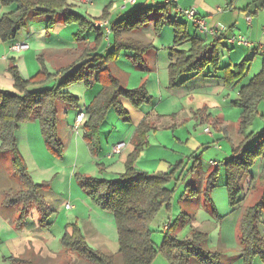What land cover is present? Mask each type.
Instances as JSON below:
<instances>
[{
    "label": "rangeland",
    "instance_id": "obj_1",
    "mask_svg": "<svg viewBox=\"0 0 264 264\" xmlns=\"http://www.w3.org/2000/svg\"><path fill=\"white\" fill-rule=\"evenodd\" d=\"M30 1L36 3L40 0ZM68 1V5L72 4L71 7L73 6L71 9L76 8V13L86 14V10L90 7L82 3V0ZM241 1L253 2V0ZM110 2L111 0H97V6L103 8L101 10L104 12L105 6L109 5ZM14 10V6H4L0 0V18ZM263 11L264 9L256 15L262 26H264ZM243 14L246 15L244 12ZM60 15L57 14L56 18L64 21V17ZM156 19L157 15L151 13L149 22L141 31L132 33L133 39L144 45L153 44L154 48L159 49L158 51L154 50L156 55L150 57V54H147L144 58L145 66L142 64L137 70L136 68L133 69L135 67L134 54L122 50L120 51L119 62H115V66L111 65L126 89L136 90L145 87L152 101L142 105L140 109L143 112L154 111L157 115L168 114L172 118L175 115L178 116L176 121L174 118H166L161 121L157 120L155 116L146 121L149 126L152 124L155 126L147 131L146 134L150 136L147 140L148 146L138 155L135 162L137 169L150 175L175 174L178 171L177 179L168 186L174 192L171 205L168 208L163 207L150 223L152 242L155 248L159 249L163 244L166 229L175 224L181 216L187 214L194 216L202 225V231L208 233V242L204 249L210 252H220L223 255L222 262L224 264H264L261 255H256L252 257L253 259L246 261L243 256L245 244L242 242L243 232L241 229L246 209L257 204L263 190L258 193L253 192L241 206L233 209L230 206L229 192L226 188L227 177L224 168L226 157L222 156L217 148L223 147L230 151L231 145L226 139L227 137L236 144L242 140L238 132L241 110L234 105V101L238 100L241 87L247 85L263 68L264 51H260V46L264 45V38H262L264 36H260L257 44H254L250 49L247 47L239 48L224 41L218 46L221 60L220 71L212 73V75L207 71L200 76H186L183 79L185 81L183 85L186 88H178L174 90L175 93H172L169 85L168 59L173 47L171 46L172 37L170 33L173 32L167 30L163 35H155ZM182 20L187 24V30L190 34H198L188 18L182 17ZM54 24L55 26L48 30L46 20L31 14L25 26L17 34L16 40H21L20 43L27 44L29 49L21 53L11 50L9 61L15 60V64L18 66L17 71L24 80L31 81L44 70L49 75L54 76L59 69L72 66L75 59L69 54H72L71 52L74 51L72 49L76 47V44H80L89 37L86 36L79 41L75 35L78 30L77 27L58 22H54ZM246 30L247 28L245 30L240 28L245 37L248 36ZM90 33L88 32V35ZM90 37L94 41V33ZM129 37L130 34H125V38ZM244 40L246 39L244 38ZM59 41L69 43V47L57 45L56 43ZM206 41L207 43H214L213 39ZM71 44L74 47H70ZM239 54H242V59H239ZM242 64L245 71L243 77L235 86L228 85L225 81L226 73L222 69L224 70L230 65L233 67ZM148 69H156V72H149ZM234 69L233 67L230 71H234ZM115 74L113 73L114 76ZM60 80L61 77L57 82ZM161 83L162 86L160 87ZM99 85L95 83L89 88L84 83H77L67 89L66 92L79 99L78 108L62 102L58 103V134L65 147L60 157L47 149L39 121L28 120L20 124L15 134L18 153L24 161L30 180L35 185L43 187L38 194L44 199L52 215L47 219L48 227L42 228L39 222V214L33 207L29 210V215L25 221L22 222L24 224L23 229H18L22 206L3 207L1 195L0 264H17V262L10 260L5 262L3 258L12 257L15 254L14 250L17 249L10 248L9 242L21 243L20 237H32L36 247H40L39 250L36 249V264H92L81 259L75 253H66L62 245V238L67 227L71 225L76 226L82 232L90 249L98 253L110 254L114 257L115 264H123L113 214L98 206L85 192L80 181L83 176L116 180L125 171L124 163L120 159L122 155L114 157L113 160H108V151L93 154L84 139L83 127L78 131L75 130L78 114L85 110L89 102L99 94ZM39 87L41 86L32 84L29 89L34 90ZM0 90L17 92L12 74L10 71L4 72V68L2 70L1 66ZM190 92L193 95L188 97ZM203 107L207 108V115H211L213 118H218V115L221 116L220 118L224 121V132H217L214 126L200 122V117L204 114L199 111ZM130 120L127 122L121 119L115 109L109 111L101 128V143L105 144L103 148L108 139L110 144L112 140H123L128 147L134 134L138 132V129H135L136 125ZM213 121H217V119ZM205 128L210 130L214 138L204 134ZM263 129L264 103L260 105L256 118L246 128L245 136L258 135ZM191 137L197 138L203 146L197 151L193 150L192 155L190 147L182 145ZM127 149H124L123 153ZM215 162L219 164V180L211 198L217 215L212 214L211 207L202 195V191L206 187L204 177L217 169L212 164ZM259 165L258 162L251 170L252 175L258 171ZM194 166H196L195 169H193ZM21 177L14 166L13 154H0V187L5 190L8 189L4 198L10 194L16 196L22 189L26 190L23 187L25 181L23 182ZM189 185L191 186L190 189L193 188L201 194L192 198L185 196L190 191L188 190ZM68 204L74 206V209L68 210L66 208ZM178 230L180 231H177L176 234L179 240H186L190 237L191 228L186 227ZM258 233L264 244V211L259 218ZM151 264H169V262L166 256L159 252Z\"/></svg>",
    "mask_w": 264,
    "mask_h": 264
},
{
    "label": "trees",
    "instance_id": "obj_2",
    "mask_svg": "<svg viewBox=\"0 0 264 264\" xmlns=\"http://www.w3.org/2000/svg\"><path fill=\"white\" fill-rule=\"evenodd\" d=\"M260 3L256 15L264 8V0ZM4 6L15 7V10L0 18V36L3 42H14L17 34L25 26L31 14L47 18V29L54 27V15L65 13L64 24L78 28L76 36L81 41L89 30H94L96 40L93 47L79 48V63L73 67L59 71L51 76L47 71H41L31 81L24 80L16 66L10 68L16 93L0 90V154L12 153L16 171L24 182L26 190L22 189L16 196L8 195L4 206H22L20 224L23 229L26 217L31 208H36L41 227H48L47 219L52 215L44 199L38 194L42 186L35 185L27 175L24 161L18 153L15 134L21 123L28 120L39 121L47 149L62 156L64 144L58 134V103L62 102L71 107L79 106V99L66 92L77 83H84L91 87L95 83L102 89L94 101L84 111L86 119L83 122V136L90 149L95 154L101 150V128L106 121L109 111L115 109L121 119L129 122L126 109L118 102L120 98L130 101L136 108L151 103L145 87L136 90L126 89L113 75L111 65L119 60L120 51L125 50L134 54L135 64L143 62L145 52L150 48L138 42L125 38V34H132L141 30L150 20V14L157 15L154 29L155 35H160L165 27L174 30V45L169 55V85L170 89L178 88L184 77L202 75L220 71V55L218 46L227 38L215 40L213 44L189 35L187 24L181 18V12L173 11L170 5H161L149 9H139L123 16L111 24L113 44L107 53L101 52L103 34L94 28L86 17L70 11L67 0H40L36 3L30 0H2ZM250 15V14H249ZM109 18L108 10L99 21ZM232 34V29H229ZM81 44V43H80ZM15 45V44H14ZM188 49H180L183 46ZM102 53V54H101ZM226 67V83L235 86L243 77L244 66ZM61 77V80H57ZM32 84L41 87L30 90ZM52 84V86H48ZM264 103V65L262 71L247 85L241 87L238 100L234 105L241 110L239 122L240 143H234L229 137L226 139L231 145V157L225 161L226 188L229 192L230 206L235 209L246 199L242 194L245 179L250 175L253 167L261 160L264 161V129L258 135L245 136L246 128L259 113V107ZM79 115V114H78ZM138 128L131 144L132 152L125 164V172L116 180L97 179L83 176L80 178L85 192L104 211L113 214L120 242V254L123 264H151L160 252L166 256L169 264H224L220 252H210L204 249L208 242V233L202 231V225L192 215L181 216L175 224L166 229L162 246L155 248L151 239L150 223L163 207H169L173 201L174 192L168 186L177 179V173L147 174L135 167L138 155L148 146L149 126L147 120ZM198 159V158H197ZM216 170L204 177L205 189L202 195L211 207L212 214L217 215L211 194L218 185L219 165ZM194 166L193 169H195ZM181 169V168H180ZM179 169V170H180ZM260 184L263 193L254 207L246 209L242 219V242L246 261L261 255L264 260V244L258 233L259 218L264 211V163L260 174ZM188 186L185 196L192 198L201 192ZM191 228L190 237L186 240L177 238L178 229ZM62 245L67 254H77L81 259L92 264H115L114 257L106 253H98L89 248L82 232L76 226H68L62 238ZM247 245V246H246Z\"/></svg>",
    "mask_w": 264,
    "mask_h": 264
},
{
    "label": "crops",
    "instance_id": "obj_3",
    "mask_svg": "<svg viewBox=\"0 0 264 264\" xmlns=\"http://www.w3.org/2000/svg\"><path fill=\"white\" fill-rule=\"evenodd\" d=\"M88 1L87 0H82V3L90 6L86 10L87 11L86 14H82V13H79V12L76 13L75 12L76 8L74 10L71 9L73 7V6L71 7L72 4L71 5L69 4V6H70L69 8H70V11L72 13H75L77 15L86 17L91 23H94V28H98V29L101 30V32L103 34V42H102V46H101V48H102L101 51L103 53H107L112 48L111 45L113 44V34H112L111 24L113 22H115L116 20H118L119 18H121L123 16H127V15L133 13L136 10L149 9V8H153V7L161 6V5H170V7L173 9V11H179V12H182V13L184 11L194 10L201 18H203L206 21V23L208 25L213 26V27L222 25V26H225V27H227L229 29H232V33L234 35H236V36L242 37L243 39L245 38L247 41L246 40H244V41L248 42V45L241 44V43L233 44L230 41H227V40H225V41H227L228 44L229 43L233 44L234 46L239 47V48L247 47L248 49H250V48H252L254 46V44H257L258 38L260 36H264V35H262L264 33V26H262L260 24V22L257 20L258 17L256 15H258V13L256 15H254L256 13V10L260 6V3L256 2L255 0H253V2L241 1V0H137L134 4H130L128 2V0H111L110 4L105 6L104 12H103V10H101L103 8H100V7L97 6V0H88ZM87 2H88V4H87ZM107 10H108V13H109V18L107 20L99 21V19H101L103 17L105 11H107ZM243 12L246 15H244ZM263 13H264V11H263ZM57 14H61L60 16H63L64 19H65V13L64 12H59ZM57 14L54 15V22L55 23L58 22L60 24L64 23V21H62L60 18L59 19L56 18ZM34 16L37 17L35 14H34ZM182 17H184V16L181 15V18ZM38 18H41V17H38ZM41 19L46 20V22H47V18H41ZM240 28H242L243 30H245V28H247L246 31H247V35L248 36L245 37L244 34L240 31ZM171 29L172 28H169V27H168V29H166V27H165L162 30L160 35H163L164 32L167 31V30L172 31L173 33H170V34H171V37H172L171 38L172 39V45L171 46H173L174 45L175 35H174V30L173 29L171 30ZM140 31L141 30H139V32ZM88 32H91L90 35H88ZM88 32L85 34L84 37L85 38H86V36H89V37L86 38L85 40H83V42H81V44H76V47L72 49V50H74L73 52H71L72 54H69V55H72L74 57L75 60L72 62L74 64L72 66H70V67L61 68V69L58 70V72L62 71V70L69 69V68H71L74 65H77L79 63V55H78V53H79L78 49L79 48L84 47V49H85V48H88V47L90 48V47L94 46L95 40H96V33H95L94 30H89ZM197 32H198V34H190L189 33V35L191 37L199 38V39L205 41L206 44H211L212 43V42L211 43H207L206 40L207 39H213V38H211V37H209V36H207L205 34L200 33L198 30H197ZM93 33H94V36H95L94 41H92V37H90L91 34H93ZM129 38L131 40L135 41V42L140 43L139 41H137V40L132 38V34H130ZM262 38H264V37H262ZM214 41H215V39H213V42ZM20 42H21V40H15L14 42H11V43L10 42L5 43V42L2 41L1 36H0V66H1L2 70L4 68V72H6V73H8L10 71L11 67H14V66H16V68L18 67L15 64V62H14L15 60L14 61L13 60L9 61V57H10L9 53H11L12 46L14 44H17V43H20ZM222 43H224V41H222L219 44V46ZM56 44L57 45H62L64 47H69V43H63L61 41H59V43H56ZM140 44H142V43H140ZM142 45H144V44H142ZM144 46H147V47H150V48L145 52V54L143 56V62L140 63V64H135L134 63L135 67H133V69L136 68L138 70V68H140V66H142V64H144V66H145V61H144L145 56L147 54L148 55L150 54V57H152V56L156 55L154 50H157V51L159 50V49L154 48L153 44H146ZM188 46L189 45L183 46L180 49H188ZM70 47H74V46L71 44ZM62 49H64V48H62ZM260 51H264V45L260 46ZM255 54H256V52H255ZM56 56H60V55H56ZM239 56H240L239 59L243 58L242 54H239ZM230 66H232V65H230ZM235 66H239V65H235ZM111 69H112L113 73L115 74V72L113 70L114 67L111 68ZM148 71L152 72V73L154 71V73H155L156 69H154V70H149L148 69ZM261 71H262V69H261ZM115 76L117 77L116 74H115ZM117 79H119V78L117 77ZM129 79H130V77H129ZM120 82L122 83L121 80H120ZM184 82L185 81H183L182 84L178 88H180V89L184 88L185 89L186 87L183 85ZM190 83H192V81H190ZM122 85L126 88V86L123 83H122ZM48 86H52V84H50ZM99 86H100V91H101L102 87H101V85H99ZM161 86H162V83H161L160 87ZM178 88H176V89H178ZM172 93H175L174 90H172ZM190 95H193L192 92L188 93V97ZM93 101L94 100L89 102L88 105H90ZM118 102L124 107V109H126V111L128 113L129 120L131 118L130 122L132 121V123L134 125H136L135 129H138L139 126L141 124H143V122L145 121V119L148 116H150L151 118L153 116H155L157 118V120H161V121L166 119V118H168V119H173L174 118V120L176 121V117H178V116L175 115L172 118L168 114H159V115H157V114H155L154 111L145 113V112L142 111V109H139L140 110L139 111L138 109H136L130 103L129 100L124 99V98H120L118 100ZM206 109H207L206 107H203L201 109V111H199V112H202L204 114L203 116L200 117V122L202 124H207V125L214 126L216 128L217 132H224V121H223V119L220 118L221 116L218 115L217 116L218 118H213L211 115H207L206 114V112H207ZM214 119H217V121H213ZM206 129L207 128L204 129V134H207L205 132ZM207 135H209V136L214 138V135L211 132H210V134H207ZM134 137H135V134L133 136L132 141H130V143L128 144L127 148L129 149V152H127L128 151V149H127V151H125L124 153L121 154L122 156L121 155H117V156L110 157V154L112 152V148L115 145H117L119 143H124L123 140H121V141L112 140L111 144H110V142H108L109 139L106 140V146H104V148H103V145H105V144L101 143L100 152L108 151L107 152V159L108 160H113L114 157L121 156L120 159L124 163V167H125L127 158L132 152L131 144L134 141ZM147 137H150V136H147ZM111 138H112V136H111ZM100 140H101V134H100ZM101 142H102V140H101ZM103 143H104V141H103ZM182 145L190 147L191 155H192L193 150L197 151L202 146L200 144L199 140L197 138H193V137L188 138L187 141L184 144H182ZM217 148L220 150V152H221L220 154L222 156L226 157L225 160H228L231 157V155L229 156V154H231V149L229 151V150L224 149L223 147L222 148L221 147H217ZM259 163H260V165L258 167V171L257 172L255 171V173H253V175L250 173V175L245 179V182H244V185H243V194H247L246 198L249 195H252L253 192L254 193H256V192L258 193L261 190H263V188H262V186L260 184V174L262 173V168H263L264 161L261 160V161H259ZM216 164L219 165L217 162H215V165ZM138 170L142 171L140 169H138ZM124 172L125 171H123V173ZM145 173H147V172H145ZM122 174H120L119 177ZM258 186H260V187H258ZM0 189H1V192H2L0 194V196L2 195V197H3L2 198L3 200L1 202V204H2L3 207H5L4 206V201H5L4 196L6 195V192L8 191V189L5 190L3 187H0ZM261 196H260V198H261ZM260 198H259V200H260ZM245 201H246V199L243 202H245ZM72 207L74 209V206H72ZM31 238L32 237H28V238L20 237L21 243L20 242H12L11 243V241H10L9 242L10 243L9 247L12 248V249L16 248L17 250H14L15 254L12 257H4L3 261L8 262L10 260V261L17 262V264H28V263L36 264V249L39 250L40 247H36L35 241L32 240Z\"/></svg>",
    "mask_w": 264,
    "mask_h": 264
},
{
    "label": "built area",
    "instance_id": "obj_4",
    "mask_svg": "<svg viewBox=\"0 0 264 264\" xmlns=\"http://www.w3.org/2000/svg\"><path fill=\"white\" fill-rule=\"evenodd\" d=\"M137 0H128V2L130 4H134ZM181 14L188 18L193 26L202 34H205L215 40L218 39H222V38H227V41H230L231 43L235 44V43H241V44H245L248 45V42L244 41V39L240 36H236L233 33L230 34L229 28L225 27V26H210L206 23V21L201 18L194 10H189V11H184L183 13L181 12ZM29 49V46L27 44L24 43H17L15 45L12 46L11 50L17 53H21L23 51H26ZM86 119V115L84 112H80L79 115L76 118V122H75V130L78 131L80 128H82V124ZM205 132L207 134H210V130L206 129ZM127 146L125 143H119L117 145H115L112 148V152L110 154V157L113 156H117V155H121L124 151V149H126ZM213 165H215V163H213ZM68 210L73 209V207L68 204L66 207Z\"/></svg>",
    "mask_w": 264,
    "mask_h": 264
}]
</instances>
